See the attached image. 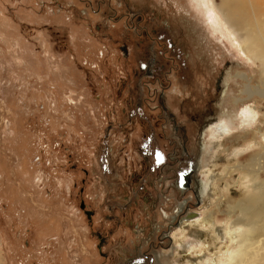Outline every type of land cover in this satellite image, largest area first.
I'll use <instances>...</instances> for the list:
<instances>
[{
	"label": "rangeland",
	"instance_id": "rangeland-1",
	"mask_svg": "<svg viewBox=\"0 0 264 264\" xmlns=\"http://www.w3.org/2000/svg\"><path fill=\"white\" fill-rule=\"evenodd\" d=\"M202 1L0 0V264H180L206 216L203 258H239L264 171L230 167L264 149V100L234 99L263 66Z\"/></svg>",
	"mask_w": 264,
	"mask_h": 264
},
{
	"label": "bare ground",
	"instance_id": "bare-ground-1",
	"mask_svg": "<svg viewBox=\"0 0 264 264\" xmlns=\"http://www.w3.org/2000/svg\"><path fill=\"white\" fill-rule=\"evenodd\" d=\"M202 4L205 7L203 10L205 11L204 16H206L207 20L212 24V32L215 30L219 32L221 37L226 38L224 29L228 28L235 38L238 36L239 41L237 40L238 42H236L242 51L249 54L252 58L258 59L263 66L260 71L262 77L258 80V83H253L251 79L253 76L244 80L245 82L239 89L238 96L236 95L234 103L238 104L239 102H245L255 96L264 100V0H203ZM214 11L220 14L222 21L216 17ZM250 111L256 113L255 107H246L241 110L243 117L240 119V125L246 121L252 123L251 118L253 116L251 117V114L249 115ZM226 127H228V125ZM260 127L258 129H260ZM210 129L212 130V137L214 139L222 136L227 130L222 129L220 126H215ZM261 134L264 135V133ZM245 165L237 162L236 165L231 166L230 169L234 170L235 167H238L240 171L246 174H249L251 171L256 174V178H259L258 175L264 171V149L260 150L258 155L252 156V160L248 166ZM252 185L254 187V184ZM255 185L262 188L261 195H264V186L258 183ZM225 198L226 196L223 194L219 197V201H224ZM219 201L216 203L217 207H219V203H224ZM237 206L241 208L239 217L231 222L229 228H233V230L229 231L231 234L230 238L241 241V248L238 250L240 256L238 259H236V255L233 256L229 264H264V199L260 200V202L253 207L244 208L241 202H238L235 208H237ZM193 214L197 215V213ZM229 215H231V212H229ZM207 217L208 216L202 219H194V221L191 220V222H193L191 223L192 226H198L203 230L201 231L198 229L200 230L198 232L199 236H197L200 238L198 242H180L179 247L182 248L180 254L182 255L180 257H178V255L175 256V259L179 260L180 264H220L222 255L219 251L216 250L212 252V254H209L208 258H203V254H201V252L205 253V251L212 249L208 242L212 241L213 237H208V240L204 239L205 236L207 237L208 235L206 234L207 228L212 225H210V220H208ZM249 221L252 222L251 227L248 226ZM189 223L190 222L184 224V222L182 223L181 221V239L185 238L183 234L186 228L191 226ZM178 239L180 240V238ZM206 241H208V244H205ZM203 245L204 248L202 247ZM234 259L235 262H233Z\"/></svg>",
	"mask_w": 264,
	"mask_h": 264
},
{
	"label": "flooded vegetation",
	"instance_id": "flooded-vegetation-1",
	"mask_svg": "<svg viewBox=\"0 0 264 264\" xmlns=\"http://www.w3.org/2000/svg\"><path fill=\"white\" fill-rule=\"evenodd\" d=\"M125 51H126V49H124ZM151 63V62H150ZM149 63V64H150ZM147 69H145L146 71H147V75H150V70H149V68L148 67H146ZM159 103H161V105H159V107H161V109H162V111L163 112H165V111H167V109H166V106H164V104L162 103V101L161 100H159ZM173 113H169V117H170V119H171V125H172V129H173V131H174V135H176L175 136V138L177 137V135H179V137H177V138H182V135L183 134H178V129H183V125H178L177 123H176V121H175V117L172 115ZM208 123V122H207ZM207 123L203 126V128L207 125ZM201 126V127H202ZM181 147V146H180ZM191 173V172H190ZM188 172L187 171H183V170H180L179 171V177H178V179H177V183H176V185H177V187L179 188V189H181L182 187H183V185H182V183L184 182L185 184H184V186L186 187V182H188V180H189V177H188ZM186 189V188H185ZM183 207L184 206H182V209H183Z\"/></svg>",
	"mask_w": 264,
	"mask_h": 264
},
{
	"label": "water",
	"instance_id": "water-1",
	"mask_svg": "<svg viewBox=\"0 0 264 264\" xmlns=\"http://www.w3.org/2000/svg\"><path fill=\"white\" fill-rule=\"evenodd\" d=\"M184 182H185V181H184ZM184 182L182 183V185H183V186H184V184H185ZM186 184H187V182H186ZM81 207H83V205H82V204H81ZM87 213H88V212H87Z\"/></svg>",
	"mask_w": 264,
	"mask_h": 264
}]
</instances>
